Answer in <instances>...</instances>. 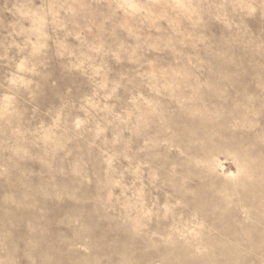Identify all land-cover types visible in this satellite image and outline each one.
Returning a JSON list of instances; mask_svg holds the SVG:
<instances>
[{
	"label": "rangeland",
	"instance_id": "374dc122",
	"mask_svg": "<svg viewBox=\"0 0 264 264\" xmlns=\"http://www.w3.org/2000/svg\"><path fill=\"white\" fill-rule=\"evenodd\" d=\"M0 264H264V0H0Z\"/></svg>",
	"mask_w": 264,
	"mask_h": 264
}]
</instances>
